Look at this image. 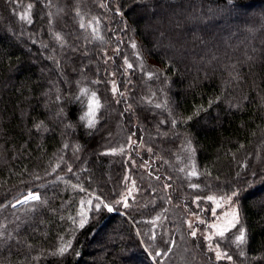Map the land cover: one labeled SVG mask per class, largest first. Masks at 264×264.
Segmentation results:
<instances>
[{
  "label": "trees",
  "instance_id": "16d2710c",
  "mask_svg": "<svg viewBox=\"0 0 264 264\" xmlns=\"http://www.w3.org/2000/svg\"><path fill=\"white\" fill-rule=\"evenodd\" d=\"M0 264H264V0H0Z\"/></svg>",
  "mask_w": 264,
  "mask_h": 264
},
{
  "label": "snow or ice",
  "instance_id": "6c2138e0",
  "mask_svg": "<svg viewBox=\"0 0 264 264\" xmlns=\"http://www.w3.org/2000/svg\"><path fill=\"white\" fill-rule=\"evenodd\" d=\"M29 8H31V5H29ZM22 19H28L29 22H31L30 21V17L23 16ZM83 26L84 25L81 24V27H83ZM132 47L135 48L136 45L133 44ZM128 67L131 68L132 65L129 64ZM151 76H152V73H149V78H151ZM87 91H88L87 89L83 90L82 94H87ZM113 91L114 92L116 91V88L115 87H113ZM100 106H101L100 105V102H99L98 98L96 97L95 93L94 92L91 93V99H90V102H89V105H88V109L89 110H88V112L83 117H81L82 120H86L87 121V126L89 128L95 127V124L97 122L96 121V112L98 111V109L100 108ZM156 107L159 108V107H162V105L157 104ZM200 111H202V109H197L195 115H198ZM187 119L188 120H191L192 117L190 116ZM193 151H194V149H193ZM192 175H197V173L195 171H193ZM192 187L195 188V187H197V185H192ZM233 195H236V193H234ZM207 199L214 200L215 198L209 196V197H207ZM39 200H40V197H39L38 194L29 193L27 196H25V198L22 201H18V203H22L23 204V203H28L30 201H39ZM228 200H229V202H231V197H228ZM89 203H91V201H89ZM100 206L101 205L99 203L96 204L95 205L96 210H99ZM103 207L106 208L107 211H109V212L113 211V208L110 207V206H108L107 204H104ZM125 207H128V205L125 204ZM80 215L82 217V219L80 220V227H83L84 224L86 223V214L82 211L80 213ZM231 216H232V219L229 222L228 228H226L224 230H220L217 234L221 238H223L225 236V231L229 230L230 228H236V226L238 224L241 225L240 228L237 230L238 231V234L235 236V243L239 247V246H241V245H243V244H245L247 242L246 230L244 229L243 225L241 224V220H240V216H239L238 210H234L232 212ZM74 223H75V220H74ZM189 227H191V224H189ZM209 227H213L214 228V227H216V225H210ZM192 235L195 236L196 235V232L193 231L192 232ZM207 239L211 240L212 237L211 236H208ZM217 247H219V246L217 245ZM67 249H68V246L67 245L64 246V247H61L59 249V254L60 255H63L67 251ZM156 255L159 256V255H162V253L157 252ZM216 258L217 259L227 258L228 260H231L232 259L231 256H228L227 255V253H222L220 251H217Z\"/></svg>",
  "mask_w": 264,
  "mask_h": 264
},
{
  "label": "rangeland",
  "instance_id": "374dc122",
  "mask_svg": "<svg viewBox=\"0 0 264 264\" xmlns=\"http://www.w3.org/2000/svg\"><path fill=\"white\" fill-rule=\"evenodd\" d=\"M136 191H137V188H136L135 182L133 180H131L128 184V188H127L126 192L124 193V197H123L124 203H127L128 199L130 197H134ZM29 193L36 194L35 192H33L31 190L26 191V193L24 195H22L18 199V201H22L25 198V196H27ZM259 195H261V193ZM211 197H214L215 199L210 200L212 203L211 215L206 222L205 229L196 228V229H194V231L196 232V235H198V236L201 235L205 238L209 250L214 252L215 256H216L217 251L222 252L221 246L218 243V239L221 237L217 233L220 230H224V229L228 228L229 222L232 219V216H231L232 212L234 210H238V212H239V209H238L236 203L234 202L233 196H228V197H231V202H229L228 197H226V196H211ZM239 216H240V214H239ZM201 219H202L201 217L200 218L192 217L189 223L193 226V222L195 220H201ZM210 225H216V227H214V228L209 227ZM231 229L232 228L225 231V235ZM208 236H211L212 239L211 240L207 239ZM217 245L219 247H217Z\"/></svg>",
  "mask_w": 264,
  "mask_h": 264
}]
</instances>
